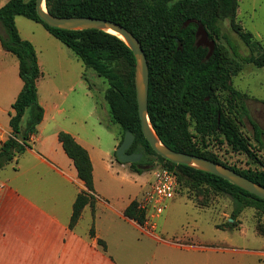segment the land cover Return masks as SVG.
<instances>
[{"label": "trees", "instance_id": "16d2710c", "mask_svg": "<svg viewBox=\"0 0 264 264\" xmlns=\"http://www.w3.org/2000/svg\"><path fill=\"white\" fill-rule=\"evenodd\" d=\"M46 6L54 16L106 19L132 32L147 56L150 71L148 114L159 139L175 151L222 164L264 187V170L237 169L208 150L209 137L222 135L234 152L252 154L250 142L242 134L237 120L227 113L218 92L228 91L233 99L243 98L244 95L233 87L232 78L241 72L243 64L264 67V51L243 58L237 46L228 40V47L216 43L213 56L207 59L208 49L198 47L196 38L198 23L215 40L221 35L220 24L228 20L246 45L251 49L259 46L253 34L244 31L236 21L239 0H46ZM18 16L42 24L54 38L71 49L87 69L107 80L109 88L105 100L112 122L119 125L123 133L119 145L127 132L132 133L135 140L128 152H141L149 160L156 156L163 166L176 171L179 185L183 183L193 189L207 187L231 197L234 219L246 208L264 211V200L246 190L214 174L172 163L158 155L142 132L133 81L136 60L131 49L118 36L105 31L50 27L39 18L36 0H10L0 7V43L6 52L18 58L19 77L23 81V88L9 112L12 134L0 147V170L25 153L45 115L37 86L42 76L38 54L33 43L20 35L16 25ZM187 21L194 22L185 27ZM125 63L131 69L128 75L116 68ZM191 121L194 133L190 130ZM252 126L257 141L262 143L263 130L254 121ZM59 141L88 189L80 193L74 203L70 222L73 229L87 205L95 209L93 165L88 150L70 133L61 131ZM114 155L117 160L116 152ZM131 167L135 172H144L136 165ZM124 215L140 225L146 217L138 200L131 202ZM228 226L233 225L228 223ZM91 234L94 236V228ZM99 242L105 246L103 241Z\"/></svg>", "mask_w": 264, "mask_h": 264}, {"label": "rangeland", "instance_id": "374dc122", "mask_svg": "<svg viewBox=\"0 0 264 264\" xmlns=\"http://www.w3.org/2000/svg\"><path fill=\"white\" fill-rule=\"evenodd\" d=\"M9 1L0 0V7ZM236 21L244 31L253 34V40L259 42V46L251 49L246 45L232 30L228 20L220 24L221 35L215 37L216 43L228 47L227 41L230 40L237 46L243 58L252 54L258 55L264 51V0H239ZM16 25L22 38L31 41L35 46L46 76L41 78L44 80L45 88L51 85L49 80H46L49 75L72 72L73 75L65 80L68 84L74 81L77 73L86 74L93 98L87 97L89 100H86L80 93V104L83 107L88 106V112L91 105H96L97 112L92 117V121L99 120L102 124V126H96L94 131H89L94 142L100 145L99 150L91 149L98 184L107 194V198L113 202L141 198L153 180L152 172L162 167L164 163L160 162L156 156H151V165L143 173H138L133 170L131 164H122L116 160L114 154L117 147L115 150L113 148L116 137L118 136V141H121L123 133L121 127L112 122L109 106L105 100V93L109 88L107 80L92 69L86 70L73 51L54 38L42 24L18 16ZM18 64V58L6 52L0 45V123L8 127L11 96L8 95L7 89L10 81L17 79L20 81ZM116 68L124 75H128L131 70L126 63ZM136 76L137 64L135 63L133 76L135 87ZM231 83L244 95L243 98L233 99L228 91H220L218 95L225 104L227 113L237 120L242 134L250 142L252 154L234 152L223 140L222 135L209 137L208 150L213 151L224 163L237 169L264 170V67L243 64V69L232 78ZM41 95L45 101L48 94L41 90ZM78 96L79 91L71 95L68 103ZM48 99L50 103L59 102L58 96L53 93L49 94ZM230 109L233 110L230 111ZM25 119L26 117L24 121ZM252 121L263 130L262 143H259L255 137ZM190 130L192 133L195 132L193 121L190 122ZM173 202V205L166 208L163 216L157 221L156 234L160 238L195 247L178 250L179 259L193 264H211L213 258L215 264H264V254L257 253L264 252V211L246 208L234 219L232 218L234 203L231 197L217 194L207 187L193 189L183 183H180L178 195ZM53 216L62 218V222L67 220V215L65 216L63 212L55 213ZM90 217V213L86 212L84 219L76 228L77 234L85 235L88 232ZM231 219H233L232 222ZM228 223L233 226H228ZM9 228V223L0 219V264L8 263L9 252L23 248L26 242L11 236ZM125 235L135 244L140 237L139 232L133 229L126 231ZM115 246L120 252L126 250V246L120 240L116 241ZM130 261L131 257L126 253L121 257L122 264H128Z\"/></svg>", "mask_w": 264, "mask_h": 264}, {"label": "crops", "instance_id": "0c3cea01", "mask_svg": "<svg viewBox=\"0 0 264 264\" xmlns=\"http://www.w3.org/2000/svg\"><path fill=\"white\" fill-rule=\"evenodd\" d=\"M38 61L42 71L41 78H44L46 76L39 56ZM72 75V72L49 75L46 80L51 85L48 88L43 86L44 80L39 79L38 92L45 110L44 119L25 153L16 162L0 170V219L9 223L11 236L26 241L23 248L9 252L10 261L5 264H122L121 257L125 253L131 257L128 264H193L179 259L177 251L195 247L146 233L140 224L124 215L125 209L132 201L139 200V197L113 202L101 189L91 150H99L100 145L94 142L89 131H94L96 126L102 124L99 120L92 121L97 112L96 105H91L88 112V106L80 104V93L86 100H89L87 97L93 98L86 74L77 73L74 81L67 84L65 80ZM22 88L21 78L20 81H10L7 91L11 96V107ZM41 90L48 96L52 93L57 95L59 102L50 103L48 96L44 101ZM78 91L79 96L74 102L68 103L71 95ZM61 131L70 133L88 150L93 165L95 209L93 211L92 206L87 205L73 229L70 228V222L74 203L78 195L88 189L59 141ZM11 134L10 126L0 123V147ZM118 145L116 137L113 150ZM173 203L171 201L168 207ZM62 212L67 215L64 222L62 218L53 216ZM86 212L91 216L89 230L85 235H79L76 228ZM92 228L94 236L91 234ZM130 229L140 234L136 244L125 235ZM118 240L126 246L123 252L116 249L115 243ZM99 241H103L105 246ZM257 253L264 254L263 251ZM211 264H215L214 258Z\"/></svg>", "mask_w": 264, "mask_h": 264}, {"label": "water", "instance_id": "95a60500", "mask_svg": "<svg viewBox=\"0 0 264 264\" xmlns=\"http://www.w3.org/2000/svg\"><path fill=\"white\" fill-rule=\"evenodd\" d=\"M36 11L39 18L53 28L64 30L97 29L105 32L113 31L117 35L121 36V38H119L123 40L131 49L136 60V97L138 103V114L144 137L147 139L153 150L158 155L172 163L192 166L202 171L214 174L264 200V187L262 185L257 184L254 181L246 178L245 176L235 172L234 170L207 158L175 151L166 146L159 139L151 124L148 114L150 71L147 56L140 41L134 36L132 32H130L124 26L106 19H98L92 17L54 16L48 11L46 0H36ZM192 22L194 21H187L184 26L187 27ZM197 25V46H202L208 49L207 58L209 59L215 52L216 41L209 37L208 32L202 24L198 23ZM134 140V135L130 132H127L122 143L117 147L116 157L120 163H136L142 157V154L127 153V151L133 145ZM143 170H146V168H144ZM232 221L233 219H231V222Z\"/></svg>", "mask_w": 264, "mask_h": 264}, {"label": "built area", "instance_id": "2783aa9c", "mask_svg": "<svg viewBox=\"0 0 264 264\" xmlns=\"http://www.w3.org/2000/svg\"><path fill=\"white\" fill-rule=\"evenodd\" d=\"M153 180L138 200L139 208L145 212V221L141 225L144 232L156 234L157 221L169 203L178 195L179 181L176 171L162 166L152 172Z\"/></svg>", "mask_w": 264, "mask_h": 264}, {"label": "flooded vegetation", "instance_id": "af4514ba", "mask_svg": "<svg viewBox=\"0 0 264 264\" xmlns=\"http://www.w3.org/2000/svg\"><path fill=\"white\" fill-rule=\"evenodd\" d=\"M127 153H129V154H133V153L134 154H142V157L139 159V161L136 163H132L131 165H136L141 170H143L144 168L147 169L151 165V161L147 158H144L143 153H141V152H128V151H127ZM144 171H146V170H144Z\"/></svg>", "mask_w": 264, "mask_h": 264}, {"label": "bare ground", "instance_id": "6f19581e", "mask_svg": "<svg viewBox=\"0 0 264 264\" xmlns=\"http://www.w3.org/2000/svg\"><path fill=\"white\" fill-rule=\"evenodd\" d=\"M108 33L113 34V35H117V34L114 33L113 31H108ZM117 36L121 38V36H119V35H117Z\"/></svg>", "mask_w": 264, "mask_h": 264}]
</instances>
